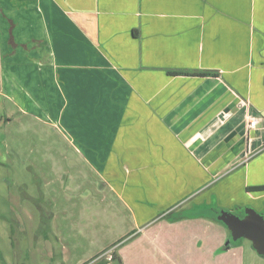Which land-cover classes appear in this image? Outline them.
Returning <instances> with one entry per match:
<instances>
[{"label": "crops", "instance_id": "obj_1", "mask_svg": "<svg viewBox=\"0 0 264 264\" xmlns=\"http://www.w3.org/2000/svg\"><path fill=\"white\" fill-rule=\"evenodd\" d=\"M260 9L264 0H0L7 116L59 131L95 165L120 228L88 252L72 236L60 264H112V254L119 264H264L249 241L227 245L220 213H207L264 216V191H247L264 186Z\"/></svg>", "mask_w": 264, "mask_h": 264}, {"label": "rangeland", "instance_id": "obj_2", "mask_svg": "<svg viewBox=\"0 0 264 264\" xmlns=\"http://www.w3.org/2000/svg\"><path fill=\"white\" fill-rule=\"evenodd\" d=\"M8 105L0 95V264H60L58 252L72 236L82 239L88 252L94 248L90 240L118 235L95 165L60 141L59 131L20 114L7 116L14 109ZM50 199L58 200L54 210Z\"/></svg>", "mask_w": 264, "mask_h": 264}, {"label": "water", "instance_id": "obj_3", "mask_svg": "<svg viewBox=\"0 0 264 264\" xmlns=\"http://www.w3.org/2000/svg\"><path fill=\"white\" fill-rule=\"evenodd\" d=\"M229 230L231 239L227 245L238 240H247L259 256L264 257V216L252 208H245L244 216L221 211L217 217Z\"/></svg>", "mask_w": 264, "mask_h": 264}, {"label": "trees", "instance_id": "obj_4", "mask_svg": "<svg viewBox=\"0 0 264 264\" xmlns=\"http://www.w3.org/2000/svg\"><path fill=\"white\" fill-rule=\"evenodd\" d=\"M168 73L173 76H192V77H206V76L211 75V73L204 72V71H170ZM247 191H264V186L249 187L247 188ZM221 211H224V210L212 209L210 212H212V214L216 217V214H219ZM235 212L236 214L237 212L239 213L238 214L239 217L244 216V208L237 207ZM239 241L241 240H238L234 243H237ZM111 260H116V257L113 254L111 255ZM107 263H108L107 260H101L100 262L95 263V264H107Z\"/></svg>", "mask_w": 264, "mask_h": 264}, {"label": "built area", "instance_id": "obj_5", "mask_svg": "<svg viewBox=\"0 0 264 264\" xmlns=\"http://www.w3.org/2000/svg\"><path fill=\"white\" fill-rule=\"evenodd\" d=\"M257 125V120L255 118H251L249 121H248V127L249 129H253L255 128Z\"/></svg>", "mask_w": 264, "mask_h": 264}, {"label": "flooded vegetation", "instance_id": "obj_6", "mask_svg": "<svg viewBox=\"0 0 264 264\" xmlns=\"http://www.w3.org/2000/svg\"><path fill=\"white\" fill-rule=\"evenodd\" d=\"M235 214H236V212H235ZM239 213L237 212V214L236 215H238Z\"/></svg>", "mask_w": 264, "mask_h": 264}]
</instances>
